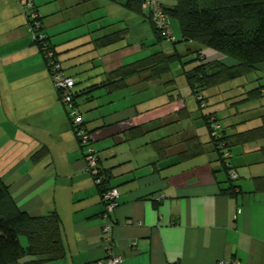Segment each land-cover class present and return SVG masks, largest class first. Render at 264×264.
<instances>
[{
    "label": "crops",
    "instance_id": "0c3cea01",
    "mask_svg": "<svg viewBox=\"0 0 264 264\" xmlns=\"http://www.w3.org/2000/svg\"><path fill=\"white\" fill-rule=\"evenodd\" d=\"M31 1L63 73L76 78L74 91L86 112L99 168L120 194L111 212L115 225L108 249L101 194L32 40L28 9L20 0H0V176L20 210L58 215L65 250L63 258L37 264H96L109 251L122 258L118 264H264V192L255 191L253 182L264 175V156L246 146L231 153L236 189L223 193L225 174L206 127L191 116L195 104L188 109L181 101L170 102L161 94L170 88L163 78L132 76L123 90L88 91L120 66L163 51L147 10L130 9L127 0ZM173 2L166 0L169 6ZM171 28L178 38L176 20ZM106 37L117 39L99 45ZM200 57L223 55L204 47ZM147 91L161 96L142 97ZM231 120L221 121L225 134L248 125ZM139 125L161 134L150 140L129 137ZM192 142L203 152L182 159Z\"/></svg>",
    "mask_w": 264,
    "mask_h": 264
},
{
    "label": "trees",
    "instance_id": "16d2710c",
    "mask_svg": "<svg viewBox=\"0 0 264 264\" xmlns=\"http://www.w3.org/2000/svg\"><path fill=\"white\" fill-rule=\"evenodd\" d=\"M142 1L127 0L126 6L140 11ZM164 11L171 18V21L176 20L178 24L179 39L170 42L174 48L179 43L195 42L200 47L210 48L221 53L223 58L205 61L200 57V47L199 49L187 47L184 53H179L176 49L170 54L156 51L120 66L112 71L103 82L89 86L88 91L101 87L108 91L121 89L127 85V79L132 76H141L143 81L159 80L162 75L169 72L170 63L177 59L181 65V74L191 92L195 97L200 95L202 101L205 102V106H201L200 100L196 99L198 101L196 107L201 110L209 105L205 91L246 75L256 70L259 62H264V0H174L170 6L165 0ZM147 17L151 22L148 12ZM27 19L30 20L28 17ZM38 20H40L43 30L40 16ZM151 24L156 40L158 42L166 40L152 22ZM116 39L117 37H106L98 44L107 45ZM46 40L49 41L47 35ZM34 42L46 63V50L42 48L41 41L35 40ZM49 45L57 56L51 42ZM185 56L191 57L182 59ZM224 59H231L232 63H227ZM171 81L173 80L170 79L164 83ZM260 94L259 89L250 90L244 99H254ZM73 96L75 104L78 105L77 97L80 94H76L73 90ZM200 116L207 130L211 150L216 153L218 165L225 174L224 183L226 186L221 191L226 194H234L236 186L233 184V179L236 177V173L234 166L230 164V151L234 146H246L264 156V142H260L264 140V114L259 116L258 122L250 123L245 129L232 134H225L215 111L201 112ZM214 120L219 124L216 131L211 127V122ZM82 124L90 132L84 117ZM70 126L74 132V126L71 123ZM150 130L152 128L146 125H139L131 128L128 134L131 138L139 137ZM196 138L193 137L190 140L195 141ZM192 144L189 146L190 148L184 150V155L180 154L182 159L203 152V149L194 145L195 142ZM252 144H255V147ZM153 145L157 147V141H153ZM79 146L81 147L80 144ZM91 174L94 179V175L98 172ZM99 174H103V172L100 171ZM104 176V179L96 184L100 194L106 187H110L106 183V175ZM253 182L255 191L264 192V175L254 176ZM21 236L25 237V244H22ZM64 255L65 250L58 215L51 212L45 215L32 216L20 210L0 176V264H16L26 256H31L33 259L24 264H37L61 259Z\"/></svg>",
    "mask_w": 264,
    "mask_h": 264
},
{
    "label": "built area",
    "instance_id": "2783aa9c",
    "mask_svg": "<svg viewBox=\"0 0 264 264\" xmlns=\"http://www.w3.org/2000/svg\"><path fill=\"white\" fill-rule=\"evenodd\" d=\"M164 1L165 0H143L142 8L146 9L149 13V17L154 26L160 31L161 35L168 41H176L175 34L172 32L171 28V18L164 11ZM21 5L28 9L26 11V17L30 20L28 21L29 30L31 32L32 40H38L42 43V48L46 50L48 70L52 78L54 87L59 95L61 104L64 107L66 116L71 125L74 126L75 136L77 138L78 144L81 145L83 149L84 159L86 162V170L90 173H97L94 175V183L98 184L104 179V174H99L101 171L98 165V155L96 149L92 146V136L83 126V115L78 109V105L74 102L73 90L76 82V78L71 75H66L62 71V66L55 55V52L50 48L48 40H46V33L41 29L40 20L38 17L39 13L33 8L31 0H20ZM28 13V14H27ZM28 20V19H27ZM196 99L200 100V105L205 106V102L202 101L200 95L196 96ZM211 127L216 131L219 128L217 121L211 122ZM234 176V174H232ZM119 191L116 187L110 186L106 187L101 194V201L103 204L104 223L102 225V233L104 234V243L107 248L111 247V232L113 226L115 225L114 220L111 218V212L119 204ZM122 261V258L117 255H113L110 251L107 253L104 259L99 260L96 264H118ZM212 264H238L236 261L232 260H222L214 262Z\"/></svg>",
    "mask_w": 264,
    "mask_h": 264
},
{
    "label": "rangeland",
    "instance_id": "374dc122",
    "mask_svg": "<svg viewBox=\"0 0 264 264\" xmlns=\"http://www.w3.org/2000/svg\"><path fill=\"white\" fill-rule=\"evenodd\" d=\"M161 46L162 50L166 54H170L174 52L176 49L179 53H184L187 47L199 49V45L195 42L190 43H179L176 44L175 48L168 40H163L158 47ZM202 50L203 47H200ZM191 56H185L182 59H189ZM227 63H232L231 59H224ZM182 69L180 62L176 59L170 63V70L168 73L162 75L164 82H167L166 79H172L174 82L164 83L163 85H167L170 87L168 92L161 93L162 95L168 96V100H178L183 102V104L188 106V109H192L191 104L197 105L198 101L196 97L191 92L190 87L187 85L184 77L181 74ZM174 86V87H173ZM125 89V88H123ZM121 89V90H123ZM261 92L260 96L254 99H244L248 96V92L250 90H257ZM150 91L142 92V97H147V99H156L160 98V92L156 94H149ZM123 95V94H121ZM205 95L208 96L209 105L199 110L198 107L196 109H192L191 116L195 119L201 120L202 113H208L213 110L216 111L220 121H223L225 124L229 123V121L233 120H243L240 124H254L259 121V116L264 114V62H259L257 64V69L243 76H239L234 78L231 81H228L218 87L205 91ZM108 97V96H107ZM104 98V97H103ZM102 98V99H103ZM110 97H108L109 99ZM79 111L82 113L83 117L85 116L84 108L78 105ZM183 109H179L176 111V117L181 115ZM198 116V118L194 117ZM191 117V118H192ZM161 134V133H160ZM157 130H150L146 134L142 135L143 139L150 140L152 138L158 137L160 135ZM140 137V138H142ZM138 137V139H140ZM261 143L264 140L260 141ZM159 145V144H158ZM255 147V144H252ZM233 149V150H232ZM231 149V153L233 154L235 151L239 149V146H234ZM22 244H25L26 240L24 236L20 237Z\"/></svg>",
    "mask_w": 264,
    "mask_h": 264
}]
</instances>
